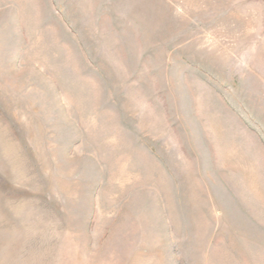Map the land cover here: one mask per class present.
<instances>
[{
	"label": "rangeland",
	"instance_id": "obj_1",
	"mask_svg": "<svg viewBox=\"0 0 264 264\" xmlns=\"http://www.w3.org/2000/svg\"><path fill=\"white\" fill-rule=\"evenodd\" d=\"M0 264H264V0H0Z\"/></svg>",
	"mask_w": 264,
	"mask_h": 264
}]
</instances>
